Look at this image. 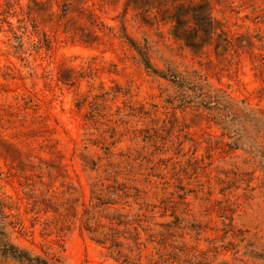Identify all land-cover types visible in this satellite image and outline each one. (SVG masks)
Instances as JSON below:
<instances>
[{
    "label": "rangeland",
    "instance_id": "obj_1",
    "mask_svg": "<svg viewBox=\"0 0 264 264\" xmlns=\"http://www.w3.org/2000/svg\"><path fill=\"white\" fill-rule=\"evenodd\" d=\"M232 101L262 119L237 143ZM263 131L264 0H0V198L33 264H264Z\"/></svg>",
    "mask_w": 264,
    "mask_h": 264
},
{
    "label": "trees",
    "instance_id": "obj_2",
    "mask_svg": "<svg viewBox=\"0 0 264 264\" xmlns=\"http://www.w3.org/2000/svg\"><path fill=\"white\" fill-rule=\"evenodd\" d=\"M128 39L130 40L131 44L133 45V47L137 50L139 56L141 57V62L146 66L147 69L158 73L160 71H158V69H156L151 60H150V56L149 53L147 51L146 48L141 47L134 39H132L131 37H128ZM166 77V75H163ZM234 102H230V104H228L227 106V110L228 113H225L223 115H220V121L223 124V126L225 127V129L229 130L230 132L233 133V137H235L236 139V143L242 140L243 135H246V131L247 128L245 127V125H241V127L236 126L235 125V119L237 118H242L244 121L245 120H251L254 122H261L262 119L260 116L257 115V113H254L251 109L249 108H245L242 109L244 117L241 116V114L237 113L234 109ZM264 133V131H263ZM251 138V141L248 145L249 149L251 151H259L261 153V157H262V162H263V167H264V149L261 148L259 146V142L257 141L256 137H253L251 135H249ZM250 140V139H249ZM105 184L103 183H96L94 185L93 188V198L91 200V205L88 207L86 214H87V218H88V222L90 220H92L94 218V214L95 211L97 209H100L101 207H103L106 203L103 202V192H104V186ZM97 201V202H96ZM125 216L124 213H118L117 216H114L113 219L111 220H115V219H119V222L122 221L123 217ZM88 222L86 221V228L87 230H89V232H98V229L96 230H92L91 226L88 224ZM102 226L104 224L100 223ZM116 231V229H114V232ZM116 234H111L106 232L103 233V235L101 236V239H96L98 243L100 244H106L107 238L109 236L112 237V240H114L116 242L117 240V235ZM115 236V238H114ZM116 239V240H115ZM140 245L141 243L138 242ZM123 246H121V243L116 244V251H118L119 254L122 253V248ZM110 249H112V247H110ZM40 256L37 257H32L31 255V251L23 248L15 243H13L11 241V237L8 231V214L5 210V203L3 202V200L0 198V264H11V260H16L20 263L23 264H33V260L34 259H40Z\"/></svg>",
    "mask_w": 264,
    "mask_h": 264
}]
</instances>
